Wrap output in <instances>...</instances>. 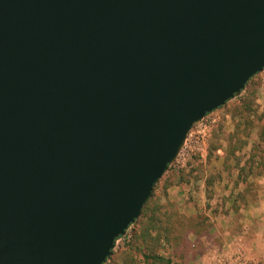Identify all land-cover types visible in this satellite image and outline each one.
Here are the masks:
<instances>
[{"label": "water", "instance_id": "water-1", "mask_svg": "<svg viewBox=\"0 0 264 264\" xmlns=\"http://www.w3.org/2000/svg\"><path fill=\"white\" fill-rule=\"evenodd\" d=\"M263 70L264 0H0V264H104Z\"/></svg>", "mask_w": 264, "mask_h": 264}, {"label": "rangeland", "instance_id": "rangeland-1", "mask_svg": "<svg viewBox=\"0 0 264 264\" xmlns=\"http://www.w3.org/2000/svg\"><path fill=\"white\" fill-rule=\"evenodd\" d=\"M251 84L258 88L257 103L263 110L264 70L252 80ZM220 123H224L226 132L234 129L229 106L216 109L195 123L177 158L170 164L156 189V196L162 203H174L186 215L202 214L210 217L212 221L211 232L202 236L200 240H197L193 234L188 236L189 242H196L199 245L198 252L190 250L186 255H182L179 250L174 252L170 248H162L163 255L172 258V264H196L198 258L208 248L221 246L233 239L243 240L254 249L255 253L264 256V175L251 177L252 190L248 192L247 199L238 198L235 201L237 192L243 190L246 184L233 189L238 168L232 161L230 171H226L222 152L218 159L206 163L203 174L199 170L193 172V175L201 178L195 179L194 176L187 174L192 167L200 165L199 153H203L206 158L211 135ZM248 149L245 148L240 153L242 164L249 156ZM217 172L222 173V179L215 181L207 193L206 180L203 176ZM169 178L173 179L174 185L165 193L164 185ZM131 233L129 227L127 233L116 241L114 250L117 253L128 247ZM132 250L137 259L141 260V252L136 248Z\"/></svg>", "mask_w": 264, "mask_h": 264}, {"label": "trees", "instance_id": "trees-1", "mask_svg": "<svg viewBox=\"0 0 264 264\" xmlns=\"http://www.w3.org/2000/svg\"><path fill=\"white\" fill-rule=\"evenodd\" d=\"M260 74L261 72L255 74L249 80L246 88L238 94L239 96L237 95L235 99L219 107L229 106L234 129L226 132L224 123H220L213 130L206 158L203 153H199L200 165L192 167L187 173L195 179L201 178L193 175V172L199 170L203 174L206 163L218 159L222 152L225 170L230 171L232 161L238 168L233 189L246 184L243 190L237 192L235 201L238 198L247 199L248 192L252 190L251 177L264 175V109L261 110L257 103L258 88L251 84L252 80ZM245 148H249V156L242 164L240 153ZM164 174L154 184L140 216L130 226L132 233L128 247L119 253L113 249L104 264H172V258L163 255L162 248H170L174 252L179 250L182 255H186L190 250L198 252L199 245L196 242H189L188 236L193 234L197 240H200L202 236L211 232L212 221L210 217L202 214L186 215L174 203H162L156 196V189ZM180 174L182 175V172ZM203 177L206 180L208 193L214 182L222 179V173H211ZM173 185V179L169 178L164 185L165 193ZM121 237L119 236L117 240ZM133 248L141 252V260L137 259Z\"/></svg>", "mask_w": 264, "mask_h": 264}, {"label": "built area", "instance_id": "built-area-1", "mask_svg": "<svg viewBox=\"0 0 264 264\" xmlns=\"http://www.w3.org/2000/svg\"><path fill=\"white\" fill-rule=\"evenodd\" d=\"M196 264H264V256L254 252L241 239H233L221 246L208 248Z\"/></svg>", "mask_w": 264, "mask_h": 264}]
</instances>
